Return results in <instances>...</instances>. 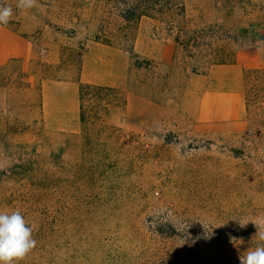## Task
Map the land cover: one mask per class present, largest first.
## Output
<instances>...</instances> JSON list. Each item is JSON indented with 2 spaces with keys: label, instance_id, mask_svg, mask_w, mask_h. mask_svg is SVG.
I'll return each mask as SVG.
<instances>
[{
  "label": "rangeland",
  "instance_id": "obj_1",
  "mask_svg": "<svg viewBox=\"0 0 264 264\" xmlns=\"http://www.w3.org/2000/svg\"><path fill=\"white\" fill-rule=\"evenodd\" d=\"M17 3L0 0L13 8L0 50L20 36L28 57L0 62V87L29 88L31 127L41 82L78 79L104 4ZM184 8L180 18L140 21L126 87L83 85L77 160L15 143L14 101L9 135L0 132V210L19 209L33 228L37 246L20 264H240L259 243L252 221L264 229V0H184ZM221 60L239 74L205 79ZM228 76L245 106L241 124L222 103ZM238 220L251 221L241 228Z\"/></svg>",
  "mask_w": 264,
  "mask_h": 264
},
{
  "label": "crops",
  "instance_id": "obj_2",
  "mask_svg": "<svg viewBox=\"0 0 264 264\" xmlns=\"http://www.w3.org/2000/svg\"><path fill=\"white\" fill-rule=\"evenodd\" d=\"M96 34V33H95ZM28 41L18 36L14 43L6 41L0 50V62L9 59L26 58ZM130 61L126 51L116 47L102 45L87 40L86 49L81 55L77 80L42 81L38 89V101H34L36 122L28 127L30 109L29 88H21L12 93L6 87H0V132L9 135L12 127L11 116L14 108L20 110V128L17 133L10 134L12 140L19 145H29L37 150L45 148L51 154L71 160L80 156V84L96 85L113 89H123L129 80ZM219 71L238 73L237 65H214L204 74L205 79L214 77ZM236 76L221 78L228 89L224 93L222 103L232 112L229 120L237 124L243 122L244 103L241 93L234 96L233 81ZM38 103V104H37ZM23 121L25 123L23 124Z\"/></svg>",
  "mask_w": 264,
  "mask_h": 264
},
{
  "label": "trees",
  "instance_id": "obj_3",
  "mask_svg": "<svg viewBox=\"0 0 264 264\" xmlns=\"http://www.w3.org/2000/svg\"><path fill=\"white\" fill-rule=\"evenodd\" d=\"M103 14L100 25L93 41L102 45L123 49L130 53L134 59L138 56L133 52L137 28L142 19L155 21L172 20L184 15V0H102ZM208 30L206 34H211ZM198 36L193 41H197ZM187 40H181L180 45L185 46ZM179 43V41H177ZM86 46L83 49L85 51ZM233 61H216L210 64L230 65ZM254 72V71H252ZM258 72L257 70L255 71ZM251 72H246L249 78ZM85 84H80V90Z\"/></svg>",
  "mask_w": 264,
  "mask_h": 264
},
{
  "label": "clouds",
  "instance_id": "obj_4",
  "mask_svg": "<svg viewBox=\"0 0 264 264\" xmlns=\"http://www.w3.org/2000/svg\"><path fill=\"white\" fill-rule=\"evenodd\" d=\"M37 6V0H18V9L29 10ZM13 16V8L0 4V25H7ZM251 220H238L241 228L246 227ZM258 228L255 238L259 243L255 248H249L240 255V264H264V229L255 221ZM224 224L214 227H222ZM206 229V228H205ZM208 230V229H206ZM211 235V229L208 230ZM230 242L236 246L235 237H230ZM37 246L33 238V228L28 224L19 209L12 211L0 210V264H20L25 257Z\"/></svg>",
  "mask_w": 264,
  "mask_h": 264
}]
</instances>
